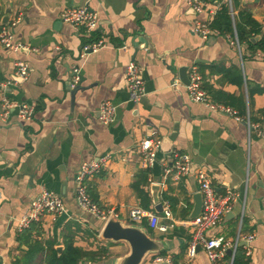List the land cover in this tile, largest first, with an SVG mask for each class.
Instances as JSON below:
<instances>
[{
    "label": "crops",
    "instance_id": "crops-1",
    "mask_svg": "<svg viewBox=\"0 0 264 264\" xmlns=\"http://www.w3.org/2000/svg\"><path fill=\"white\" fill-rule=\"evenodd\" d=\"M222 1L206 0L197 14L184 0H0V27L19 14L10 27L13 38L36 48L12 52L0 46V81L13 80L7 97L34 106L29 120L14 114L6 122L0 119V264L23 255L27 246L16 237L29 226L26 236L51 239L61 251L68 222L79 225L74 245L99 252V258L84 264H117L128 253L126 242L101 237L106 222L82 210L74 197L80 165L105 154L110 155L107 167L86 181L89 195L100 208L113 209L122 223L140 226L162 242L166 255L150 253L142 264H210L202 249L187 255L193 229L187 221L200 194L197 168L206 171L215 190L236 193L230 211L206 236L234 240L253 234L249 256L239 245L238 263L264 264V49L247 40L237 47L224 34L202 38L191 29L195 18L215 15ZM83 4L97 12L95 34L61 19L62 11ZM241 4L260 25L261 33L249 38L255 44L264 35V0ZM94 36L105 46L81 57L83 43ZM122 43L125 49L118 48ZM15 60L29 66L23 81L14 82ZM130 60L141 68L144 93L137 102L130 100L125 82ZM72 66H79L81 75L75 90L69 86ZM183 66L187 76L196 66L211 101L230 107L234 115L191 101L179 75ZM106 100L116 106L110 124L98 118ZM235 116L257 123L261 134ZM148 137L161 144L155 164L143 169L139 143ZM173 151L188 154L193 165L180 179L163 172ZM135 178L147 200L133 189ZM42 188L59 194L65 211L19 231V218ZM157 198L161 211L155 209ZM166 204L170 218L162 213ZM134 208L172 226L159 231L147 227L146 219L134 223L129 216ZM157 256L165 260L156 261ZM219 264L232 263L226 255Z\"/></svg>",
    "mask_w": 264,
    "mask_h": 264
},
{
    "label": "built area",
    "instance_id": "built-area-1",
    "mask_svg": "<svg viewBox=\"0 0 264 264\" xmlns=\"http://www.w3.org/2000/svg\"><path fill=\"white\" fill-rule=\"evenodd\" d=\"M187 6L199 14L205 8L206 0H184ZM222 1V0H221ZM223 3L231 5V0H223ZM214 15H211L207 20L195 18L192 22V31L202 38H207L210 35L221 34L217 29L210 27V22ZM21 16L16 14L15 17L8 20L6 24L0 27V46L1 48L12 51H35L26 44L15 41L10 30ZM61 19L73 26L76 30L83 27L87 33H91L97 29L98 15L97 12L91 9L88 4L82 6L67 8L61 12ZM228 39L237 45L236 35L233 37L225 35ZM105 41L98 38L94 41L83 44L80 56L83 57L88 52H94L105 46ZM118 48L125 49V44H121ZM14 82L23 81L29 74V66L27 62L22 60L14 61ZM79 66L71 67V77L69 86L73 90L80 84ZM189 83L185 86L188 96L191 101L199 102L207 108L220 113H229L234 115V111L224 105L211 101L203 88V76L196 66H191L188 70ZM13 80L0 81V119L4 122L8 120L11 114L18 120H29L34 113V106L27 103H17L6 95L7 86L11 85ZM125 82L129 92V97L132 102H137L144 93L143 80L141 78V68L135 60H130L126 66ZM177 82H173V86ZM99 120L103 124H110L115 120L116 106L106 100L100 103ZM237 120H243L247 124L248 129L255 130L261 134L260 126L257 123H251L248 119H242L235 116ZM161 141L159 138L148 137L142 139L139 143V163L143 169H149L156 162V152L159 149ZM110 159L109 154L91 159L84 162L78 168L75 176V191L74 197L80 208L94 217L107 221L110 217H114L113 209L100 208L91 198L88 192L87 179L104 170ZM171 163L164 164V175H171L174 179H180L192 170V163L189 155L173 151L171 153ZM199 191L202 198V206L200 212L191 220L187 221L192 226V235L187 247L188 257H193L198 249H202L209 260L210 264H219V260L227 255V250H231L230 263H232L235 251L241 242L244 243L245 255L251 253L250 242L254 239L253 234L237 235L234 240H228L223 236L211 237L206 236V231L217 225L224 214L230 211L233 202L236 199V193L231 189H225L223 192L215 190L210 182V178L205 170L197 168L195 170ZM65 211L62 198L59 194L53 193L42 188L40 192L31 200L25 212L18 220V230L21 231L27 228L32 222H37L45 215H59ZM162 213L166 218H170L169 205L162 209ZM129 216L132 222L137 223L146 219L148 227L159 231H166L168 226L172 224H164L159 222V216L152 212L134 208L130 210ZM156 261H164L165 259L157 256ZM168 262V260H166ZM169 263V262H168Z\"/></svg>",
    "mask_w": 264,
    "mask_h": 264
},
{
    "label": "trees",
    "instance_id": "trees-1",
    "mask_svg": "<svg viewBox=\"0 0 264 264\" xmlns=\"http://www.w3.org/2000/svg\"><path fill=\"white\" fill-rule=\"evenodd\" d=\"M210 27L217 29L221 34L231 37L235 34L238 43L242 40H247L251 47L264 49V35L261 40L255 44L249 41L251 36H256L261 33L260 25L253 18L250 10L241 4V0H231L230 6L226 3H221L210 22ZM90 34H95V32H91ZM96 39H98V37L94 36L86 40L83 44ZM140 183L141 181L135 178L132 187L142 200H147L146 193L139 187ZM165 197L167 196L165 195ZM145 207V209H147V206ZM28 229H30V226L17 234V240L25 243L27 249L24 250L21 257L15 258L12 264H84L86 259L93 261L97 259V257H100L99 252L84 250L74 245L73 236L75 231L79 230V225L77 223L68 222L66 224V232L63 233V248L61 251L55 247V242L51 239L42 241L38 238L32 239L30 234L26 236L24 232L29 233L30 230ZM241 248L243 247H237L232 264H239L237 255ZM157 255L165 256L166 250H160L157 252Z\"/></svg>",
    "mask_w": 264,
    "mask_h": 264
},
{
    "label": "water",
    "instance_id": "water-1",
    "mask_svg": "<svg viewBox=\"0 0 264 264\" xmlns=\"http://www.w3.org/2000/svg\"><path fill=\"white\" fill-rule=\"evenodd\" d=\"M7 19V16L6 18ZM179 75L182 79V82L186 85L189 83L187 76V67L183 66L179 69ZM79 86V85H78ZM76 86L74 90L78 87ZM193 168V165H192ZM157 186H151L152 193L155 194V188ZM157 190V189H156ZM194 208L191 212L190 217L194 218L201 210L202 198L201 194H198L194 197ZM155 209L161 211V204L157 201L155 202ZM101 237L109 241H124L129 246L128 253L120 258L117 261V264H142L144 258L150 253H157L160 250L164 249L163 244L160 240L154 239L149 236L146 231L137 225L124 224L115 217H110L102 231ZM244 244L243 242L240 245ZM227 255H231V250H227Z\"/></svg>",
    "mask_w": 264,
    "mask_h": 264
}]
</instances>
